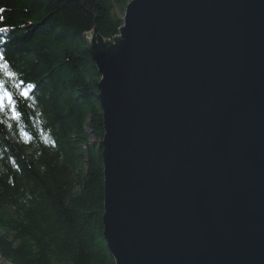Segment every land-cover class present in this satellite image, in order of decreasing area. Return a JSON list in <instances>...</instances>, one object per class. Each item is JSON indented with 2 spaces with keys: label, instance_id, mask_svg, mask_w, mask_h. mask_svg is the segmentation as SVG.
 <instances>
[{
  "label": "water",
  "instance_id": "obj_1",
  "mask_svg": "<svg viewBox=\"0 0 264 264\" xmlns=\"http://www.w3.org/2000/svg\"><path fill=\"white\" fill-rule=\"evenodd\" d=\"M83 41L115 264H264V0H129Z\"/></svg>",
  "mask_w": 264,
  "mask_h": 264
},
{
  "label": "trees",
  "instance_id": "obj_2",
  "mask_svg": "<svg viewBox=\"0 0 264 264\" xmlns=\"http://www.w3.org/2000/svg\"><path fill=\"white\" fill-rule=\"evenodd\" d=\"M129 0H0V53L33 87L0 112V263L115 264L103 236L101 78L83 38ZM8 89L14 81L0 76Z\"/></svg>",
  "mask_w": 264,
  "mask_h": 264
},
{
  "label": "snow or ice",
  "instance_id": "obj_3",
  "mask_svg": "<svg viewBox=\"0 0 264 264\" xmlns=\"http://www.w3.org/2000/svg\"><path fill=\"white\" fill-rule=\"evenodd\" d=\"M0 31H4V29H0ZM0 76L4 78L14 81L12 84V88L19 90L18 93L12 92L11 89H8L3 80H0V112L5 111L7 109L11 110V118L17 119L19 118V111L17 108V101L15 99L16 95H19L23 98H28L32 85L28 84L27 87H23L24 81L18 78V74L10 69V65L4 59L2 53H0Z\"/></svg>",
  "mask_w": 264,
  "mask_h": 264
},
{
  "label": "bare ground",
  "instance_id": "obj_4",
  "mask_svg": "<svg viewBox=\"0 0 264 264\" xmlns=\"http://www.w3.org/2000/svg\"><path fill=\"white\" fill-rule=\"evenodd\" d=\"M4 30H6L5 28H3Z\"/></svg>",
  "mask_w": 264,
  "mask_h": 264
}]
</instances>
